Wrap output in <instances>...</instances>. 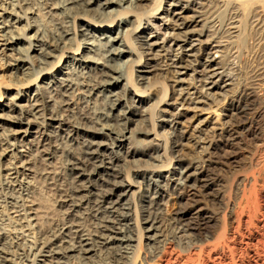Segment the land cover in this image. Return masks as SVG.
<instances>
[{
  "label": "bare ground",
  "instance_id": "1",
  "mask_svg": "<svg viewBox=\"0 0 264 264\" xmlns=\"http://www.w3.org/2000/svg\"><path fill=\"white\" fill-rule=\"evenodd\" d=\"M239 149L230 195L215 172ZM16 254L264 264V0H0V264Z\"/></svg>",
  "mask_w": 264,
  "mask_h": 264
},
{
  "label": "rangeland",
  "instance_id": "2",
  "mask_svg": "<svg viewBox=\"0 0 264 264\" xmlns=\"http://www.w3.org/2000/svg\"><path fill=\"white\" fill-rule=\"evenodd\" d=\"M165 1L166 0H164V2ZM157 23H160V22H157ZM210 52H211L210 53L211 56H213L215 59H218V57L220 55L219 52L215 53V52H213V50L210 51ZM240 59H241L240 57L234 58L235 63H239L240 62ZM235 77L233 76V78H235ZM238 78H235L236 79L235 81H237ZM226 83H229V80L226 81ZM197 84H199V82H197L196 85ZM220 85H223V84L221 83ZM207 86H209V85H206V87ZM206 87H204L202 89V93H203V95L201 96V101L202 102L196 104L198 107H200L202 109L203 108L205 109L207 106H210L211 104L215 103L216 102L215 100L221 99L223 97V94H225L226 92L228 93L229 91H231V88H232V86L227 85V86H225V87H223L221 89H213V90L211 89L212 92L214 91L213 92L214 94H212V95H206V92H208V89H206ZM187 90H189V92H191L190 93V96L193 97L194 94H192V92H194V89L188 88ZM215 91H216V93H215ZM222 100L223 99H221V102H222ZM225 101H227V99ZM208 103H210V104H208ZM160 104L158 105L159 109H161L164 106V105H160ZM177 107H178V110H179V106H177ZM177 107H175V109H172V108H170V109H171V111H176ZM203 112H204L203 110H200L199 113H203ZM225 112L226 111H223L222 110V111H220V114H224ZM159 119L170 120L171 119V116L169 114H165L162 117H160ZM217 125H218L217 124V121L214 122V123H207L205 127L203 126V129L205 128V130L202 129L200 131H195L194 132V136H196V137L198 136V138H199L200 141L201 140H208L210 138V136H209L210 135V131L213 130ZM156 129H157L158 132H161L163 129H165V130L168 129V126L166 125V123H163V125L161 124V126L156 127ZM190 143H192V142H190ZM256 143H259V142H255V140H249L248 144L246 145L247 149L248 150H253L258 145ZM187 148L190 151V154H192V156H194V157H198L199 156V150L196 147V145H192L191 146V144H190ZM237 151H238V153H237L238 156H237V163H235V164H237L236 167H233L232 166L233 164H229V163L228 164H225L224 163L222 165H219L218 169L215 172V176L220 180L221 184L223 185L222 187H227V186L229 187V188L227 187V189L229 190L230 195H233L236 192V187H238L237 186L238 185L237 184L238 183V178L242 175L243 170L248 166V163H247L246 160H248L249 157H248V154H246L247 152L245 151V149H239ZM245 163H247V164H245ZM173 166L177 167V164H173ZM163 175H164V178H167V175L168 174L167 173H164ZM42 194H43V197H44L43 198V203L44 204H48L49 203L48 193H46L43 190L42 191ZM17 224H14L13 223V225H12V223H11V225H10L11 227L10 226L9 227L10 228H13V226H14L15 227L14 229L16 231H18L19 235H21V236L24 235V236H22L23 239L26 237L27 239L26 240L24 239V240L27 241V243L30 242L31 247H33V244L34 243L32 242L33 244H31V241H35L36 242V239H37V237L35 236L36 235L35 230H32L31 228H30L31 229L30 230L27 226H25L27 229H29V230H27L25 227L22 226V224H20V223H17ZM172 226H173L172 228H174V229H172L173 230L172 231L173 234L172 233L171 234L173 235V237L175 238V240L179 242V245L180 246H182V247L187 246L190 243V241H191V238L189 236V233L185 229H183L182 226L179 225V224L177 225L176 223H172ZM21 232H22V234H21ZM18 258L20 260L22 258V262H20V260ZM26 258L27 257L24 256V255H20L19 254V256H18L16 254L14 256V261L17 264H30L29 261L28 262L26 261V260H29L30 258L29 259L28 258L26 259Z\"/></svg>",
  "mask_w": 264,
  "mask_h": 264
}]
</instances>
